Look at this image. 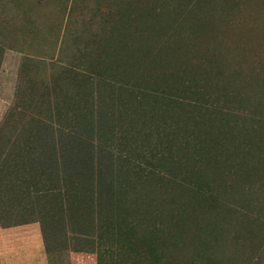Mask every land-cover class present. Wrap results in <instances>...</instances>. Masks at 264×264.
<instances>
[{
  "label": "rangeland",
  "instance_id": "rangeland-1",
  "mask_svg": "<svg viewBox=\"0 0 264 264\" xmlns=\"http://www.w3.org/2000/svg\"><path fill=\"white\" fill-rule=\"evenodd\" d=\"M84 59L107 76L119 64L149 90H197L206 98L193 107L204 126L180 152L178 180L152 177L138 188V205L127 202L126 214L147 216L157 209L186 217L195 207L172 251L175 264H194L195 249H202L198 227L214 217L187 180L208 183L231 204L224 215L245 228L238 243L228 240L214 252L231 264H264V162L239 168L230 157L218 160L215 148L220 144L235 159L239 117L256 120L264 133V0H0V215L7 224L29 220L33 198L45 201L43 185L28 180L29 170L21 167L24 153L14 152L7 162L5 156L22 125L39 130L73 108L74 70ZM143 104L124 109L106 95L101 126L94 115L92 128L125 152L146 153L156 162L157 140L181 141L190 133L173 137L170 120L163 113L147 115ZM30 136L19 139L27 143ZM164 164L174 166L171 160ZM59 215L54 225L45 221L49 264H96L90 250L102 217L89 211L77 219ZM80 227L82 234L75 231Z\"/></svg>",
  "mask_w": 264,
  "mask_h": 264
},
{
  "label": "trees",
  "instance_id": "trees-1",
  "mask_svg": "<svg viewBox=\"0 0 264 264\" xmlns=\"http://www.w3.org/2000/svg\"><path fill=\"white\" fill-rule=\"evenodd\" d=\"M84 60L74 70L76 92L73 108L58 114L55 122L45 123L42 129L30 128L31 136L27 143L19 139L23 133L28 135L30 132L22 125L18 139L15 137L5 156L7 162L14 152L24 153L25 161L21 167L29 170L28 180L44 187L42 201L45 203H36L33 198L27 210L31 218L23 223L38 222L45 243L47 219L54 225L57 223L55 220L60 218L59 213L75 219L85 216L88 211L93 216L98 213L102 217H99L101 223L90 250L95 253L96 264H175L172 251L178 248L177 234L186 228L184 222L189 216H194L196 208L193 207L186 217L182 212L165 213L154 209L147 216L136 214L131 218L126 214V204L138 205V188L150 183L152 177L178 180V170L183 163L180 152L184 145L192 143V133L204 126L201 118L195 115L193 107H201V101L206 98L197 90L182 94L149 90L136 80H130L131 74L126 68H123L122 73L119 64L107 76L100 71L97 63ZM106 95L110 101L124 109L136 108V104L142 107L145 102L144 112H148L147 115L162 116L163 113L164 120H170L166 122L170 135L175 137L180 130L190 134L181 141L175 138L172 141L166 140V144L161 139L157 140L160 158L156 162H152V157L146 153L142 158L135 157L130 151L125 152L121 143L114 144L111 138L102 139L94 133L93 116L97 120L95 123L101 126L100 120L105 113L102 105ZM69 101L70 98L63 100L66 104ZM31 116L32 120L34 115ZM239 119V128L234 126L237 138L233 144L236 160L230 150L220 144L215 146L219 153L217 159L230 157L239 168L264 162V133L255 126L256 120L248 119V116ZM258 143L263 147H259ZM209 157L215 158L212 154ZM166 160L174 164L171 170L166 168ZM250 163L252 166H249ZM187 181L193 183L194 194L201 198L205 208L214 217L204 220L198 227L202 234L199 238L202 249H195L196 259L192 263L231 264L228 257L219 256L214 250L228 240L238 243L241 239L239 231L245 228L236 221L231 222L224 215L225 210L233 208L208 183ZM242 213L248 216L246 212ZM75 231L82 234L81 227Z\"/></svg>",
  "mask_w": 264,
  "mask_h": 264
},
{
  "label": "crops",
  "instance_id": "crops-1",
  "mask_svg": "<svg viewBox=\"0 0 264 264\" xmlns=\"http://www.w3.org/2000/svg\"><path fill=\"white\" fill-rule=\"evenodd\" d=\"M5 219L0 215V264H49L40 224Z\"/></svg>",
  "mask_w": 264,
  "mask_h": 264
}]
</instances>
